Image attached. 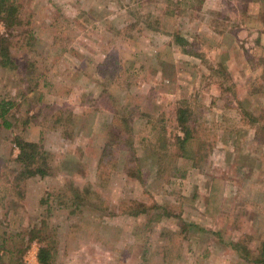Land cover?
Returning a JSON list of instances; mask_svg holds the SVG:
<instances>
[{"label":"rangeland","instance_id":"374dc122","mask_svg":"<svg viewBox=\"0 0 264 264\" xmlns=\"http://www.w3.org/2000/svg\"><path fill=\"white\" fill-rule=\"evenodd\" d=\"M6 2L19 24L0 20L11 52L0 101L13 105L11 127L0 120V264L10 249L39 264L41 247L50 264H253L264 0ZM182 102L194 131L184 155ZM17 138L48 151L51 176L21 177ZM122 139L132 148L105 154ZM135 203L150 211L135 216Z\"/></svg>","mask_w":264,"mask_h":264},{"label":"trees","instance_id":"16d2710c","mask_svg":"<svg viewBox=\"0 0 264 264\" xmlns=\"http://www.w3.org/2000/svg\"><path fill=\"white\" fill-rule=\"evenodd\" d=\"M6 1L7 0H1L0 1V20L5 22V24L8 28H10L12 26L13 27L17 26L19 24V9L17 6H15L13 4H9ZM175 42L177 44H179L180 47H182V46L184 47L183 40L181 39V37L179 38V36H177L175 38ZM10 59H11V52H10L9 44H8V42H6V40L0 38V65L2 67H8L10 64ZM185 103L186 102L179 103V107L176 110L177 124H179L182 127V129L185 131L184 132L185 133L184 139H181V138L176 139L177 140V143H176L177 149H178L179 153H181V155L185 154V152L187 150L186 146L190 142V140L192 139V136H193L192 132H194L192 130L191 125L188 123L189 121H188L187 113H188L189 109L186 108V106H184ZM12 106L13 105L7 101H4V100L0 101V120L3 122L2 125L7 129L11 127V124H10L7 116L10 114ZM113 119L117 123L126 122V120H123V118H120V116L118 115L117 112L114 113ZM263 131L259 132V134H261ZM123 133H124V131H120L118 133V136H120ZM115 134L117 135V132L113 131L111 133V136H114ZM258 137H260V136H258ZM16 141H17V146L20 148V154L18 156L17 161H18V163H20V165L22 167L21 177L31 178V177H35V176H41V177L45 178V177L51 176L52 166H49L48 162H47V156L49 154L48 151L43 150V148H41V146H39L38 143L29 142V141H26L22 138H17ZM113 141L115 142V140H113ZM116 142L117 143H115V144H107L105 154H106V152L116 153L117 152L116 147H119V146L124 147V148H126V147L132 148L131 143H130L131 145L130 144L127 145V139L118 140ZM104 157H106V156H103V160H104ZM133 158H132V160H133ZM131 162H133V161H131ZM102 164H104V161L103 162L101 161V167H102ZM134 177H137V176H134ZM80 196H81V193H79V191L76 192L75 200L81 202L82 198ZM134 206H137V208H138V211L137 212L134 211V213H133L135 216H138L140 214H146L150 211L144 205H138L137 203H135ZM134 206H132V207L134 208ZM34 237L35 236H33L31 238H34ZM3 243H4V241H3ZM5 243H6V241H5ZM3 247L5 248V246H3ZM233 247L237 251L245 252L244 256H245V258H248L247 255L249 254L250 250H248V248H246V247L242 248L243 246L240 242L237 244H234ZM25 251H26V249H24V247H23L19 251L20 255H22ZM8 252L10 253V258H11V261H13V264H25L23 262L22 257H19L18 259L15 258V253H14L13 249H10V251H8ZM249 256H250V254H249ZM51 260H52V254H51L50 250L47 247H41L40 252H39V264H50ZM250 263L264 264V243H262V245H261L260 254L257 256V258L255 260H252Z\"/></svg>","mask_w":264,"mask_h":264}]
</instances>
